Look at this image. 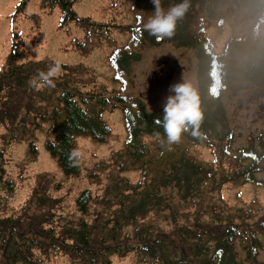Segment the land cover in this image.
I'll list each match as a JSON object with an SVG mask.
<instances>
[{
	"label": "trees",
	"instance_id": "trees-1",
	"mask_svg": "<svg viewBox=\"0 0 264 264\" xmlns=\"http://www.w3.org/2000/svg\"><path fill=\"white\" fill-rule=\"evenodd\" d=\"M48 1L51 6L46 0L43 5L57 6L66 27L73 21L82 30L83 36H76L72 46L83 54L106 45L108 55H117L127 67L139 60L145 45L169 40L191 48L197 54L204 116L196 135L189 129L169 148L156 136L164 137L154 122L163 108L148 110L136 102L124 112L128 142L136 141L135 149L129 145L89 173L93 178L106 173L108 182L101 194L83 188L74 199L76 212H64V199L52 193L62 184L43 173L24 204L8 214L16 186L5 164L9 144L26 141L35 152V133L47 126L46 148L66 175H78L81 157L76 166L69 158L78 137L104 140L111 128L102 111L126 102L125 94L85 89L83 75L89 71L67 62H60L54 87H31L29 81L57 61L26 59L16 34L9 63L0 73V264H49L55 257L76 264H114L113 256L133 253L149 264H264L258 259L264 247V204L235 206L222 194L229 183H256L255 173L264 169L262 144L233 147L235 135L222 102L228 89L242 87L241 78L251 84L264 81V42L257 28L252 43L230 37L217 52L206 35L212 21L227 19L230 4L248 9L256 24L264 23V0H190L174 35L159 41L140 22L124 25L79 17L73 0ZM179 2L162 0V5ZM115 33L126 40H118ZM144 134L148 136L143 140ZM199 146L209 148L211 158L199 156ZM126 153L135 159L126 163ZM139 167L144 171L138 181L123 175Z\"/></svg>",
	"mask_w": 264,
	"mask_h": 264
},
{
	"label": "rangeland",
	"instance_id": "rangeland-1",
	"mask_svg": "<svg viewBox=\"0 0 264 264\" xmlns=\"http://www.w3.org/2000/svg\"><path fill=\"white\" fill-rule=\"evenodd\" d=\"M72 4V9L79 17H92L97 21L124 25L136 24V21L142 24L154 9L151 2L142 0H73ZM49 5H43L42 0H0V73L9 63L11 47L18 34L26 59L47 58L83 66L85 71H89L83 75L85 89H107L115 91L116 95L125 94L126 102L112 110L102 111V118L111 128L104 140L89 135L78 137L75 146V150L81 154V170L78 175H66L56 157L46 148L45 142L50 135L47 126L35 133V152L29 150L26 141L9 144L5 164L16 186L8 205V214L24 204L43 173L62 184L59 191L52 193L64 199L63 211L76 212L74 199L80 190L90 188L94 194H101L107 185L106 173H100L99 178L89 176L92 168L101 162L112 161L119 152H125L129 145L135 149L134 144L137 142H128L129 132L124 119L127 107H136V102H142L148 110L157 111L163 108L169 86L185 80L198 92V60L196 52L191 48L177 46L169 40L152 43L140 50L139 60L124 67V64L118 62L117 55H108L110 48L106 45L96 46L86 54L75 50L72 43L76 36H83L82 30L73 21L66 27L59 8ZM162 7H170V4ZM230 8L232 10L225 21H212L206 30L216 51H221L230 37L252 43L257 28L264 42V23L256 24L246 8H237L234 4H230ZM114 35L120 41L126 40L124 34ZM240 84V89H228L222 98L235 135L233 147L251 143L264 146V81L251 84L241 78ZM2 132L3 127L0 125V148H3ZM147 136L144 134L141 137L144 140ZM197 150L203 159L211 158L209 148L199 146ZM134 159V155L125 154L126 163ZM143 171L139 167L125 171L123 175L130 182H136L142 177ZM255 177L258 180L256 183L225 185L223 198L235 206L264 204V169L257 171ZM112 259L114 264H149L134 253L125 258L113 256ZM258 259L264 262V247ZM49 264L76 263L67 257H55Z\"/></svg>",
	"mask_w": 264,
	"mask_h": 264
},
{
	"label": "clouds",
	"instance_id": "clouds-1",
	"mask_svg": "<svg viewBox=\"0 0 264 264\" xmlns=\"http://www.w3.org/2000/svg\"><path fill=\"white\" fill-rule=\"evenodd\" d=\"M154 9L142 22V28L150 36L158 41L170 38L174 35L177 23L186 14L190 7V0H180L170 7H162V0H151ZM61 64L55 62L47 72H40L37 78L30 80L31 87H54L53 78L60 72ZM203 109L198 92L188 81H181L169 86V94L163 104V112L160 118L155 119V123L163 129L164 137L160 138L156 134L161 145H171L179 143L182 133L189 129L196 135V129L200 127L203 120ZM79 151H72L69 158L73 166L78 165L80 159Z\"/></svg>",
	"mask_w": 264,
	"mask_h": 264
}]
</instances>
